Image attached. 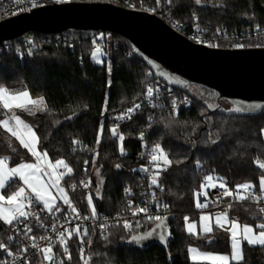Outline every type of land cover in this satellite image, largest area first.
Returning <instances> with one entry per match:
<instances>
[{
	"label": "trees",
	"instance_id": "obj_1",
	"mask_svg": "<svg viewBox=\"0 0 264 264\" xmlns=\"http://www.w3.org/2000/svg\"><path fill=\"white\" fill-rule=\"evenodd\" d=\"M102 1L127 6L125 0ZM129 1L135 3L136 9H155L152 12L170 25L191 26L197 18L209 34L219 29L222 39L218 46L222 48L227 47V39L240 38L246 47L255 45V35L259 41L264 40V0H201L200 5L195 4V0H172L171 4L167 0H160L159 4L156 0ZM256 27L260 29L258 33H255ZM30 34L32 39L26 40ZM99 34H103L101 39ZM93 41L108 49L109 65L106 61H95ZM149 73L151 75L147 76ZM154 73L174 86V97L189 95L191 106L171 114L167 105L174 97L168 96L158 106L145 105L132 121L114 125L108 118L109 113L143 98ZM187 84L202 86L206 91L204 99L189 92L185 88ZM0 86L13 90L24 88L32 97L44 98L49 111L34 116L23 113L22 117L34 127L40 137L39 147L47 151L50 160L63 159L73 169L62 181L66 188L80 179L82 164L89 161L86 175L91 180L90 190L97 211L128 212L124 189L132 186L136 191L140 180L141 132L148 142L160 144L173 161L166 168L159 162V184L163 190L154 189L156 197L173 215L167 248L128 245L132 234L148 231L155 222H133L130 230L124 229L123 224L112 225L104 231L91 229L84 251L85 258L91 257L89 264H209L191 261L188 248L196 245L202 250H230V233L213 224L212 233L204 234L198 226L199 236L190 235L185 217L192 218L194 223L200 212L208 211L207 207L200 210L196 206L208 177L229 185L252 183L260 187L264 169L255 161L259 158L264 162V133L261 132L264 108L249 109L221 98V107L212 113L219 105L218 92L164 71L126 38L105 31L96 34L70 30L54 34L29 31L10 40V46L2 45L0 50ZM238 107L245 110L234 111ZM113 127L125 137L123 154L118 136L111 133ZM74 140L79 143L73 144ZM213 140L216 143H212ZM9 141L15 152L8 146ZM0 154L9 156L11 165L31 159L29 152L2 127ZM96 170L103 179L101 185L95 179ZM86 193V190L69 191L71 199L82 208H85ZM232 211L240 213L242 222L264 221V214L249 204L234 206ZM89 240L91 244L87 243ZM70 250L72 264H84L78 237L70 240ZM243 253L241 264H264V246L252 247L245 242ZM41 261L37 256L30 264H41Z\"/></svg>",
	"mask_w": 264,
	"mask_h": 264
},
{
	"label": "snow or ice",
	"instance_id": "obj_2",
	"mask_svg": "<svg viewBox=\"0 0 264 264\" xmlns=\"http://www.w3.org/2000/svg\"><path fill=\"white\" fill-rule=\"evenodd\" d=\"M17 3H22L23 0H16ZM57 3H69L70 0H56ZM157 4L160 3V0H156ZM169 4L172 3V0H167ZM195 4L200 5L201 0H195ZM38 6L35 3V0H32V7ZM26 9H21V11ZM150 11H155V9H150ZM219 32V29L217 30ZM103 34H101V38ZM95 43V41H93ZM210 47H215L216 45L209 44ZM244 45H237V47H243ZM100 52V48L97 47L96 50L92 53L94 58L98 57V53ZM97 62L99 63V59L97 58ZM151 63V61H149ZM109 71L111 68L109 66ZM153 95V88L149 87L147 89V96L151 97ZM173 111L175 112V101H173ZM0 107L6 110L10 115L6 116L4 119H0V127H2L7 133H10L12 137H15L16 140L19 141L20 145L27 149V151L35 158L34 163L29 162H21L14 167H9L8 157L0 158V222L8 225L15 229V223H19L22 220H28L30 217L35 216L36 221L39 223L40 227H44L43 222L38 214L28 211V209L33 206V198L34 200L43 205L42 211H46L50 215L54 212H61L62 210L57 204V200L63 202V204L67 205L71 208L72 213L75 214L77 218L80 217L79 211L72 204V201L65 190L64 187L61 186V181H63L66 175H71L73 169L69 166V164L63 159H57L54 163H52L48 159L47 151L38 150V144L40 142V137L37 135L34 127L24 120L21 119L19 115L16 114L15 109H20L22 111L28 112L30 115H36L37 112H46L49 111L48 106L43 97H39L37 99H33L28 90L22 91H11L4 86H0ZM140 108L139 104H135L133 107L126 110L125 113L121 114L120 119H132V114L136 112ZM245 109L235 108L234 111L241 112ZM69 119L71 117H68ZM151 120V117L149 118ZM151 125H149L150 127ZM103 131V125H101L100 132ZM264 133V129L261 130ZM111 133L113 136H118L121 146L120 152L124 153L125 149L123 146V141L125 139L123 134H120L116 127L111 129ZM140 139L144 138V133L141 132ZM100 142V136L97 137V143ZM79 141H73V144H78ZM212 143H216L215 140ZM8 146L12 148V151L15 152L16 149L12 146L9 141ZM151 161L156 163V167H160V161H163L165 168L167 166H171L173 161L168 158V154L164 151L160 144H155L151 151ZM87 164V161H85ZM179 163V161H177ZM260 169H264V162H261L259 158L255 161ZM117 168L120 165L116 166ZM63 169V171H60ZM143 171H148V169H143ZM159 172H155L151 176V184L156 185L163 190L162 186L158 182ZM14 178H18L19 181H22L23 186L18 187L15 191H9L5 194V189L11 187V181ZM208 181L212 180V177L207 178ZM84 187H88L89 182L81 181L80 182ZM102 183V181H101ZM76 187L75 184L71 185V188L74 190ZM221 188H225L224 195L232 196L233 193L227 190L226 186L221 184ZM253 188L252 184H243L238 185L236 190V198L238 200H246V199H261V197L255 196H245L242 195V192H248ZM27 189V191H26ZM55 190V194L53 193ZM260 190L264 192V175L260 177ZM127 193H131V189H125ZM97 194H99V188H97ZM206 195V193H205ZM88 205L91 209V215L93 217L96 216V209L93 204V198L91 195L87 197ZM198 208L207 207V204L200 203L197 201ZM128 207L131 209L132 214L138 215L140 213H147L148 208L145 206L143 208L136 207L132 208L131 201L128 202ZM167 207V205H164ZM228 209L232 207L229 204ZM260 214H264V207L259 209ZM67 219V216H65ZM83 219H88V217H83ZM150 220L160 221L158 227H164L163 220L165 217L161 216H148ZM201 232L204 234H209L213 232V224L212 217L208 215H202L201 218ZM186 222V230L190 235L199 236V233L196 230L195 223H188V217H185ZM138 223V222H137ZM215 226L225 230L230 233V248L231 253L228 254H212L207 252H201L199 249L195 247H190L188 249L190 258L195 261H207L209 264H241L244 260L243 255V243L246 242L248 246H264V223H259L255 225V227L251 225H241L238 220L230 219L228 216V211L225 210L222 213H218L215 216ZM102 228L106 227V225H101ZM132 225L129 221H123V228L126 230H130ZM53 231H56L55 224L52 225ZM24 235L26 238L33 241L31 247L37 249L38 253H40L43 257L41 264L44 261L52 262L53 261V246L51 243L46 246L41 247L39 244L35 243L37 239L40 240H51L49 236H32L29 235L32 232V227L28 224L24 225ZM80 236L81 229L80 226L77 225L74 229H64V231H60L57 233L58 243L63 249L64 255L67 259L71 260V254L68 248V241L72 239L73 235ZM83 235H88V229L83 230ZM152 233L149 232L142 236H132L131 240L139 243L142 240H145L148 236H151ZM12 236H8V240H12ZM107 239V237H104ZM161 242H165V236H160ZM84 241L81 237V244ZM88 244H91L92 241H87ZM0 250H4L7 252L9 256H13V253L8 250V245L4 242H0ZM21 252H27L28 248L23 247L20 249ZM81 259L84 264H89L91 257L85 258L83 247L80 248ZM24 264H30L29 261L25 260Z\"/></svg>",
	"mask_w": 264,
	"mask_h": 264
},
{
	"label": "water",
	"instance_id": "obj_3",
	"mask_svg": "<svg viewBox=\"0 0 264 264\" xmlns=\"http://www.w3.org/2000/svg\"><path fill=\"white\" fill-rule=\"evenodd\" d=\"M100 31L117 33L126 38L137 51L160 64L164 71L206 86L218 92L220 99L231 100L245 108H264V48H222L195 43L153 12L131 9L105 1H71L36 7L0 21V45L29 31L44 34L64 31ZM173 215L156 222L148 231L129 237L128 245L167 248L169 224ZM151 232L139 243L132 236ZM165 236L161 242L160 236Z\"/></svg>",
	"mask_w": 264,
	"mask_h": 264
},
{
	"label": "built area",
	"instance_id": "obj_4",
	"mask_svg": "<svg viewBox=\"0 0 264 264\" xmlns=\"http://www.w3.org/2000/svg\"><path fill=\"white\" fill-rule=\"evenodd\" d=\"M71 1L74 0H70V2ZM95 1H102V0H95ZM125 2L127 5L125 7L136 9L134 2L129 0H125ZM35 3L38 5L36 7H41L49 4H61V3H57L56 0H35ZM36 7H32V0H23L22 3H17L16 0H0V21L5 18L17 15L19 13L30 11ZM21 9H26V10L21 11ZM171 26L176 30H178L179 32H181L191 41L206 46H208L209 44H213L216 45L215 47H219L218 42L220 41V38L222 39V34L218 31L215 32V34H209L208 29L203 27L199 23L197 18H195V21L191 26H184L181 24H174ZM259 31L260 29L256 27L255 33H258ZM226 34L227 33L224 32V36H226ZM32 37L33 35L30 34L29 38H27L26 40L32 39ZM254 40H255L254 41L255 45L252 47L264 48V40L259 41L256 35L254 36ZM2 45L6 47L10 46V40L4 41L0 45V50ZM237 45H244V46L237 47ZM226 46H227L226 48L246 47L245 41L240 38L227 39ZM97 47L98 46L95 43L94 50H96ZM150 75L151 73L147 74V76ZM151 79L152 82L149 85V87L153 88V95L151 97H148L146 93L143 98L137 100L128 107L121 110L110 112L108 118L114 125H121L123 123H128L132 121L135 115L145 105L158 106V104L164 101L165 97L175 96L174 86L171 83L161 80L158 73H154ZM173 101H175V112L173 111V107H174ZM173 101L167 105L168 112L171 114H176L180 110L188 109L191 106V97L189 95H184L182 98L174 97ZM135 104H139L140 108L136 110L134 114H132L131 120L127 118L125 119L119 118L121 114L125 113L127 109L133 107ZM141 140H142L143 163L138 167L140 180L138 181L136 191H133L132 186H128L125 187V189H131V193L130 194L127 193L124 189V195L126 196L127 207L129 201H131L132 208H136V207L143 208L146 206L148 208V212L146 214L140 213L134 216L132 214L131 209L128 207V212L123 214L104 213L96 210V216L93 217L91 215V209L87 202L88 195L92 196V194L90 190L91 180L86 175L88 171L89 161L86 160L87 164L85 162L82 164V176L80 177V179L77 182L76 181L71 182L68 188L64 186L66 188L69 197H70L69 191L77 192L79 190H86L87 193L85 196V208L80 207L70 197L72 204L79 211L81 218H77L75 214L72 213L71 208L63 204V202L61 203L60 206V209L62 211L54 212L53 214L50 215L46 211H42L43 205L37 203L33 198V206L32 208L28 209V211L38 214L41 218V221L44 224V227L39 226V223L36 221L35 216L30 217L28 220H22L19 223H15V229H13L8 225L3 224V222H0V242L6 243L8 245V250L13 253V256H9L6 251L0 250V264H24L25 260L31 263L32 261L35 260L37 256H40L41 260L43 259L42 255L38 253L37 249L31 247L33 241L25 237L23 231L25 224H28L29 226L32 227V232L29 235L36 237H40V236L51 237V240L37 239L35 241V243L39 244L41 247L46 246L49 243H51L53 246V253H54L53 261L52 262L44 261L43 264H72L73 262L72 257L71 260L67 259V257L64 255L63 249L58 243V236H57L58 232L64 231V229L72 230L77 225H79L81 229V234L80 236L74 234L72 239L78 237L80 241V248L83 247L85 251L86 248L85 239L88 235L86 236L83 235L84 229H88V234L91 229H99L104 231L112 225L123 224L124 220L129 221L130 224H132L133 222H141V221H150L156 223L158 221L150 220L148 219V216L166 217L172 214L170 210H168L167 207H164V204L156 197V192L154 191V189L157 188V186L151 184V176L155 172H159L158 182L161 176V168L156 167V163L151 161V155H150L152 148L156 143L148 142L145 134H144V138ZM7 157L8 159H10L9 156ZM143 169H148V171H143ZM60 171H63V169H61ZM81 181H85V182L90 181V184L88 187H84L80 183ZM73 184L76 185L74 190L71 188V185ZM221 184L225 185L227 190L231 191L233 195L232 196L224 195L225 188H221L220 187ZM238 185H243V184L229 185L219 180L208 181L204 185V191L206 193V197L203 199L201 197L200 203L207 204L208 212L212 217H215L218 213H222L225 210H227L229 218L236 219L238 221L241 220V215L240 213H235L232 211L234 206L249 204L255 206L258 210L261 207H264V192H261L260 187L252 184L253 185L252 189H250L248 192H242L241 194L245 196L251 195L255 197H261V199L257 200V199L249 198L246 200H238L236 198V190ZM229 204L232 205L230 209H228L227 207ZM65 216H67V219H65ZM83 217H88V219H83ZM188 223H193L192 218L188 217ZM53 224H55L56 231H53L52 228ZM101 225H106V227L102 228ZM8 236H12L13 239L8 240ZM81 237L84 241L83 244H81ZM70 240L68 241L69 252H71ZM23 247L28 248V251L26 253L20 251V249Z\"/></svg>",
	"mask_w": 264,
	"mask_h": 264
},
{
	"label": "rangeland",
	"instance_id": "obj_5",
	"mask_svg": "<svg viewBox=\"0 0 264 264\" xmlns=\"http://www.w3.org/2000/svg\"><path fill=\"white\" fill-rule=\"evenodd\" d=\"M98 38L99 39H101V34H99L98 35ZM98 47L100 48V52L98 53V59H99V63H102V62H104V61H106V63L109 65V56H108V52L109 51H107L108 49L107 48H105V47H103V46H99L98 45ZM95 51V50H94ZM94 58V57H93ZM97 58H94L95 59V61L97 62ZM185 88L189 91V92H191L193 95H195V97L196 98H198V99H204V95H205V93H206V91H205V89H203V87L202 86H200V85H197V84H187V85H185ZM37 98H39V97H37ZM36 98V99H37ZM226 107L227 108H231L232 107V105H226ZM163 162V161H162ZM98 170V169H97ZM96 170V177H95V179L98 181V183L101 185L102 183H101V181L103 180L100 176H99V171H97ZM99 188V193H100V186L98 187ZM54 193V192H53ZM96 193H97V189H96ZM98 195V194H97ZM201 196H202V199L203 198H205L206 197V195H205V191L203 190L202 191V193H201ZM199 202H200V200H199ZM205 208V207H204ZM202 208H200V210H201ZM202 215H208V216H210V217H212L211 215H210V213L208 212V211H202V212H200L199 213V218H198V220L197 219H195L194 220V223L196 224V230H197V228H198V226L200 227V229H201V220H200V218H201V216ZM241 225H245V224H247V225H251V226H253V227H255V225H257V224H259V223H264V221H261V220H257L256 222H242V221H238ZM212 224H214L215 225V217H212ZM245 243V242H244ZM244 243H243V246H244ZM190 247H195V248H197V249H199L201 252H207V253H212V254H228V255H230V253H231V248H230V250L228 251V252H219V251H209V250H202V249H200L199 247H197L196 245H191ZM189 247V248H190ZM188 248V249H189ZM244 254V253H243ZM188 255H189V252H188ZM89 256H87V258H88ZM189 258H190V255H189ZM190 260L191 261H193L191 258H190ZM195 262H207V261H195Z\"/></svg>",
	"mask_w": 264,
	"mask_h": 264
},
{
	"label": "crops",
	"instance_id": "obj_6",
	"mask_svg": "<svg viewBox=\"0 0 264 264\" xmlns=\"http://www.w3.org/2000/svg\"><path fill=\"white\" fill-rule=\"evenodd\" d=\"M8 89V88H7ZM9 90H11V91H22V90H25L24 88H21V89H16V90H13V89H9ZM27 90V89H26ZM32 97V96H31ZM33 99H36V98H34V97H32ZM15 111H16V114L17 115H19L20 117H21V119L22 120H24V118L22 117V114L23 113H26V114H29L28 112H26V111H22V110H20V109H15ZM38 113V112H37ZM8 115H10V113H8L6 110H4L2 107H0V119H4V118H6V116H8ZM25 121V120H24ZM26 122V121H25ZM26 123H28V122H26ZM29 124V123H28ZM10 134V133H9ZM15 138V137H14ZM16 139V138H15ZM18 143H19V141L18 140H16ZM19 145H20V143H19ZM21 146V145H20ZM22 147V146H21ZM27 150V149H26ZM38 150H40V151H43V150H41L40 149V147H39V144H38ZM30 154V153H29ZM31 155V154H30ZM2 157H5V156H3V155H1L0 154V158H2ZM7 157V156H6ZM48 159L50 160V158H49V156H48ZM51 161V160H50ZM23 162H29V163H34L35 162V158L34 157H32V155H31V159H29V160H26V161H23ZM52 163H54L53 161H51ZM19 163H21V162H19ZM19 163H17V164H19ZM8 164H9V167H14V166H16L17 164H14V165H11L10 164V159H8ZM61 170V169H60ZM11 187L10 188H6L5 189V194H7L9 191H15L18 187H21V186H23V184H22V181H19V179L18 178H14L12 181H11ZM61 186L62 187H64L63 186V184H62V181H61ZM65 188V187H64ZM65 190H66V188H65ZM26 191H27V189H26ZM53 192H54V194H55V190H53ZM61 203H62V201H60V200H57V204H58V206L60 207L61 206Z\"/></svg>",
	"mask_w": 264,
	"mask_h": 264
}]
</instances>
